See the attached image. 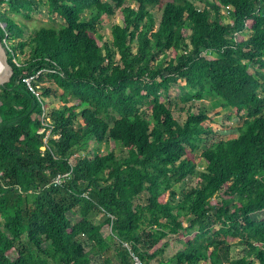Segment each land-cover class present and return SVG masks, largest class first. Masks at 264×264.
Here are the masks:
<instances>
[{
	"label": "trees",
	"instance_id": "obj_1",
	"mask_svg": "<svg viewBox=\"0 0 264 264\" xmlns=\"http://www.w3.org/2000/svg\"><path fill=\"white\" fill-rule=\"evenodd\" d=\"M199 2L4 1L0 38L14 71L0 86V264H264V0ZM41 4L61 22L25 36L18 15ZM151 8L161 9L155 29ZM115 9L122 23L106 41L97 23ZM182 80L184 98L208 96L241 119L235 137L202 150L201 170L206 108L190 105L179 122L164 100ZM47 98L60 104L47 110L46 144ZM91 141L115 148L89 151ZM193 175L179 196L175 185ZM95 208L108 213L102 223ZM170 234L182 246L162 259ZM235 238L243 247L232 256Z\"/></svg>",
	"mask_w": 264,
	"mask_h": 264
},
{
	"label": "rangeland",
	"instance_id": "obj_2",
	"mask_svg": "<svg viewBox=\"0 0 264 264\" xmlns=\"http://www.w3.org/2000/svg\"><path fill=\"white\" fill-rule=\"evenodd\" d=\"M195 2L199 7H202L204 5L203 2H199V0H195ZM127 4L133 6L134 8L136 7L132 1H127ZM6 8H7L6 4H1L0 11L3 12L5 11ZM120 12L121 11L119 9H115L114 14L109 15V16L103 15L101 20L97 23L99 35L104 40L111 41V38H112L111 37V26L115 23H122ZM151 12L153 13L155 20H156L155 26H154V29H155L160 19L161 9L151 8ZM221 12L223 14V21L230 22L231 20L230 19V12H231L230 7H222ZM30 17L31 18L28 19L22 15H18L19 22H21L22 20L24 22H27L28 24V26L24 25L25 36L29 34V32L32 30V28L35 27V25H39L41 23L58 24L59 22H61V19H59L58 16L48 15L46 4H41L37 8H35L32 11ZM0 23H1V26L4 25L3 22H0ZM185 32L186 34H189L190 30L186 29ZM248 34L249 33L246 32L243 34V36L247 37ZM4 44L6 45L7 48H9L8 46L10 45L7 41H5ZM202 54L207 57L215 56V53H210L205 50L203 51ZM115 57L118 59L119 55L117 54ZM183 82H184L183 80L180 81L179 82L180 85L174 86L175 87L174 89H172L169 93L164 94V100L167 103V105L172 109L175 118L179 122H183L185 120L187 112H188V107L190 105L194 104V105H198L200 107L206 108L207 114H208V119L206 120V122L208 126L211 127V131L203 134L204 139L201 144V147L197 151H195V154H194V158L197 162V168L201 170L206 165L204 159L201 156L202 150L205 149L210 144H212L213 142H216L218 140H224V139H228L231 137H235L238 133V127L241 124V119H239V117L234 113L233 109L230 107L222 108V107L214 106L212 100L208 96H206L204 99L199 100V101L190 99V98H184L179 91V88H182ZM46 100L49 103L47 105L48 107L46 106L47 110L50 107H57L60 104L58 99H55V98L54 99L47 98ZM98 147L100 148V150L104 152L115 148L114 143L112 141L103 142L99 144V146L97 142L91 141L87 147V150L89 151L94 150L98 152L99 150ZM84 153L85 152H82V154ZM116 153L120 155H124L125 151L123 149L118 148ZM92 155L93 153H90V156ZM196 182H197V179L194 175L189 176L186 180L181 181L180 183H177L174 188L177 191L178 195L180 196L181 190L183 188H189L190 186L195 185ZM146 195H147L146 193H142L136 196L135 203L144 204L146 201ZM228 203L231 204L232 200H229ZM212 211H214V209ZM260 216H263V215L261 214ZM90 217L92 218L94 223L99 224V223H102L104 220H106V218L108 217V213H106L101 208H95ZM217 227L218 226H215V228ZM103 231L106 234V236L109 235V229L105 228ZM175 236L177 235L170 234L168 235V238H166V240L167 239L170 240L171 244L169 247L166 248V251L162 259H165L171 256L173 252H175L178 248L182 246V242H183L182 238L179 239V238H176ZM82 239H85V237H83ZM111 240L112 241L115 240V242L117 243L121 242L123 246L128 245L126 241H122L115 233L112 234ZM242 247H243L242 244H240L238 242V239L235 238L232 251H231L232 256L240 255L242 253ZM51 263L54 264L53 262ZM152 264H160V262L156 258L152 260Z\"/></svg>",
	"mask_w": 264,
	"mask_h": 264
},
{
	"label": "built area",
	"instance_id": "obj_3",
	"mask_svg": "<svg viewBox=\"0 0 264 264\" xmlns=\"http://www.w3.org/2000/svg\"><path fill=\"white\" fill-rule=\"evenodd\" d=\"M4 1H6V0H0V6H1L2 3L4 4ZM37 73H36V75H37ZM31 79H33V76H30V77H27L26 78V82H27V84L29 86H30ZM41 118L43 119V122H44V125H45V127H44V130H45V133H44V142L47 143L48 138L50 136H52V132H51L52 131V124L50 123V119H49L48 111H47L46 107H44V110H43V113L41 115ZM69 173L70 172L64 173V174H61V173L60 174H57L54 177L53 183L54 184H61L66 179V177H69ZM133 264H143V263L141 262V260L139 259L138 256H134V262H133Z\"/></svg>",
	"mask_w": 264,
	"mask_h": 264
},
{
	"label": "water",
	"instance_id": "obj_4",
	"mask_svg": "<svg viewBox=\"0 0 264 264\" xmlns=\"http://www.w3.org/2000/svg\"><path fill=\"white\" fill-rule=\"evenodd\" d=\"M0 86L5 85L11 80L12 74H13V67L8 62V54H7V48L6 45L3 43V41L0 38Z\"/></svg>",
	"mask_w": 264,
	"mask_h": 264
},
{
	"label": "bare ground",
	"instance_id": "obj_5",
	"mask_svg": "<svg viewBox=\"0 0 264 264\" xmlns=\"http://www.w3.org/2000/svg\"><path fill=\"white\" fill-rule=\"evenodd\" d=\"M0 68H1V64H0Z\"/></svg>",
	"mask_w": 264,
	"mask_h": 264
}]
</instances>
